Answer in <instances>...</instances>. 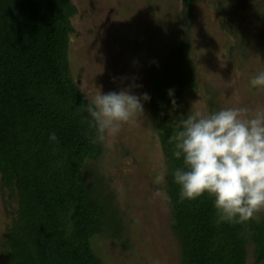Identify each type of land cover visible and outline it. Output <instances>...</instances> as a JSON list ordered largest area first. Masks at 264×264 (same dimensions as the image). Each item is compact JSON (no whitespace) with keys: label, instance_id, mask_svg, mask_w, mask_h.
<instances>
[{"label":"trees","instance_id":"1","mask_svg":"<svg viewBox=\"0 0 264 264\" xmlns=\"http://www.w3.org/2000/svg\"><path fill=\"white\" fill-rule=\"evenodd\" d=\"M181 3L182 35L161 70L142 63L165 160L179 264H247L250 244L254 264H264V212L259 222L217 224L213 197L179 198L174 171L183 167V158L174 157L168 141L174 124L191 111L187 98L199 88L190 55L194 0ZM77 14L71 0H0V183L17 204L3 238L6 264H103L93 239L124 236L110 184L90 166L101 159L104 145L92 142L96 129L89 126L87 99L71 75L68 55ZM204 93L209 113L215 112L214 93L208 88ZM51 132L56 143L49 141Z\"/></svg>","mask_w":264,"mask_h":264},{"label":"rangeland","instance_id":"2","mask_svg":"<svg viewBox=\"0 0 264 264\" xmlns=\"http://www.w3.org/2000/svg\"><path fill=\"white\" fill-rule=\"evenodd\" d=\"M71 75L85 95L118 92L151 94L142 63L160 71L182 35V0H71ZM191 58L198 91L187 98L190 110L209 113L204 89L215 95L216 111L227 107H264V89L250 80L264 72V0H194L190 27ZM135 124L103 143L104 153L92 169L109 182L123 214L124 236L92 241L103 264H179V248L170 232L165 199H152L165 160L153 129L148 101ZM17 204L0 183V264H6L3 238L16 216ZM127 242V243H125ZM126 246V248H125ZM247 264H254L253 245Z\"/></svg>","mask_w":264,"mask_h":264},{"label":"clouds","instance_id":"3","mask_svg":"<svg viewBox=\"0 0 264 264\" xmlns=\"http://www.w3.org/2000/svg\"><path fill=\"white\" fill-rule=\"evenodd\" d=\"M250 85L264 89V72L253 77ZM168 94L172 97V90ZM149 100L147 93L138 96L130 88L105 94L96 87L85 107L89 126L96 129L92 142L105 143L124 125L135 124ZM174 128L168 142L174 144V157L183 158V167L174 171L180 201L207 194L214 198L217 224L259 222L258 214L264 212V107H227L212 113L191 110ZM57 139L55 132L49 134L50 142ZM165 175L166 170L161 171L154 183L164 184ZM157 198L166 200L167 193L158 188L152 193V199Z\"/></svg>","mask_w":264,"mask_h":264}]
</instances>
